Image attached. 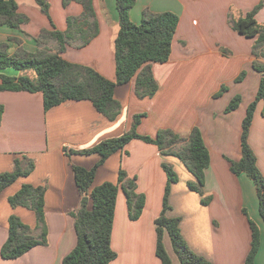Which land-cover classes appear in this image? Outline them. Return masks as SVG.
<instances>
[{
    "label": "crops",
    "instance_id": "obj_1",
    "mask_svg": "<svg viewBox=\"0 0 264 264\" xmlns=\"http://www.w3.org/2000/svg\"><path fill=\"white\" fill-rule=\"evenodd\" d=\"M54 28L66 29V18L82 12L80 4L62 6V0H46ZM260 0H137L130 19L138 25L144 10L171 12L179 21L167 62L151 64L158 90L151 98L139 99L134 79L117 86L114 98L121 105L116 120L109 122L88 101L67 102L43 109L41 93L0 92L3 114L0 123V173L13 169V161L22 155L34 161L33 171L19 178L0 193V249L8 237V219L15 215L37 236L35 214L27 208H11L8 198L22 185L45 188L44 220L46 244L31 249L15 260L0 264H62L76 245L71 213L79 208L80 196L70 165L90 169L97 155H70V150L89 149L99 142L115 138L131 128L134 115L142 114L137 133L154 137L160 130H171L187 137L193 127L200 129L210 162L205 170L203 205L201 197L187 188L192 175L175 157L163 156L155 145L132 140L122 151L110 156L96 172L93 187L115 182L119 168L136 180V192L145 197V206L137 221H130L124 193L119 189L113 217L111 248L117 257L110 264H160L155 255L154 221L162 209L166 185L163 164L171 166L178 177L169 194L168 217L180 218L181 235L191 251L212 264H244L250 249L249 220L260 231V247L255 264H264V223L258 211L253 183L245 176L231 173V162L241 157V125L248 105L253 101L261 75L253 70L256 60L251 54L253 40L231 29L229 13L245 14ZM18 12L28 18L20 30L0 27V43H8V53L18 47L35 52L34 39L42 30L52 31L50 20L41 13L35 0H15ZM98 35L84 48L68 46L62 54L68 62L88 66L104 78L115 81L114 40L118 33L115 0H92ZM255 19L264 23V6ZM9 38L18 40L8 41ZM50 44V45H49ZM47 48L54 52L55 42ZM224 49L226 53H222ZM13 70V71H12ZM245 72V78L234 80ZM1 73L18 77L20 72L8 68ZM222 86L226 91L214 95ZM234 96L241 97L239 107L225 113ZM263 102L256 106L249 145L264 177ZM243 210L246 211L244 214ZM163 245L172 264H179L170 239L163 234Z\"/></svg>",
    "mask_w": 264,
    "mask_h": 264
},
{
    "label": "trees",
    "instance_id": "obj_2",
    "mask_svg": "<svg viewBox=\"0 0 264 264\" xmlns=\"http://www.w3.org/2000/svg\"><path fill=\"white\" fill-rule=\"evenodd\" d=\"M137 0H115L118 14V33L114 40L115 81H110L93 68L75 64L63 59L62 54L68 46L77 49L86 47L99 32L93 10L92 0H62L65 8L75 2L81 5L82 12L77 17L66 18V29L59 31L54 28L50 18V5L46 0H35L41 13L53 26L52 31L42 30L34 39L37 44L35 52H27L18 47L12 54L8 53V43H0V92L41 93L43 109L49 110L67 102L88 101L95 111L107 121L116 120L121 111V105L114 98L117 86H122L134 79V92L137 98L153 97L158 85L154 79L151 64H162L168 61L171 45L175 35L178 17L171 12L152 13L144 10L141 21L135 25L130 19V11ZM264 6V0L245 14L229 13L228 22L231 29L246 39L253 40L251 54L256 60L264 58V23L256 21L257 12ZM28 22V18L18 12L15 0H0V27L20 30ZM18 40L9 38L8 41ZM56 43L54 52L47 45ZM222 53H226L221 49ZM12 68L20 72L18 77L7 76L1 71ZM254 71L261 75L257 93L248 105L241 125V157L237 162H231L230 171L239 176L245 175L254 185L258 199L259 215L264 223V177L256 164V157L249 145V132L256 106L263 102L261 115L264 118V63L254 61ZM32 72L31 80L26 74ZM245 78L241 72L236 83ZM226 91L222 86L214 95L220 97ZM241 102V97L234 96L225 108V113L235 111ZM0 106V123L3 114ZM144 115H134L131 128L115 138L105 139L95 146L66 153L70 155H97L99 160L90 169L70 165L73 180L80 196L79 208L71 213L74 220L76 245L62 260V264H110L117 257L111 248V232L116 198L119 189L126 199L127 213L130 221H137L145 206V197L136 192L135 178H129L121 168L117 171L115 182H105L93 187L96 172L100 166L113 154L122 151L132 140H140L157 147L163 156L177 158L192 175L193 181L186 183L187 188L201 197V203L206 205L204 198L205 170L209 166L210 157L204 144L199 128L193 127L187 137H180L171 130H160L154 137L137 133ZM34 161L22 155L13 161V169L0 173V193L12 186L19 178L27 177L34 169ZM162 168L166 174V185L162 200V209L155 219L156 248L155 255L160 264H172L163 245V234L170 239L174 254L179 264H212L204 257L197 255L185 243L179 228L180 218L168 217L169 194L178 177L167 164ZM45 188L24 184L8 198L11 208L24 207L35 214L36 228L40 229L37 236L31 235V228L20 218L11 215L8 219V237L0 249L3 260H15L31 249L46 244L47 228L44 220ZM244 214L246 211L243 210ZM251 232L250 249L244 264H255V257L260 247V231L258 226L249 220Z\"/></svg>",
    "mask_w": 264,
    "mask_h": 264
},
{
    "label": "rangeland",
    "instance_id": "obj_3",
    "mask_svg": "<svg viewBox=\"0 0 264 264\" xmlns=\"http://www.w3.org/2000/svg\"><path fill=\"white\" fill-rule=\"evenodd\" d=\"M49 44V43H48ZM50 45V44H49ZM259 61L258 62H261V63H264V58H260V59H258ZM13 71V70H12ZM28 76H29V78L31 79V80H34L35 79V76H34V74L32 73V72H27L26 73Z\"/></svg>",
    "mask_w": 264,
    "mask_h": 264
}]
</instances>
